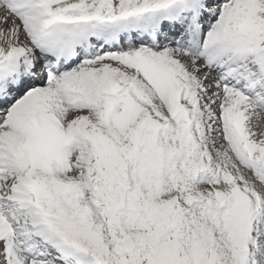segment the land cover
Listing matches in <instances>:
<instances>
[{
  "label": "snow or ice",
  "instance_id": "1",
  "mask_svg": "<svg viewBox=\"0 0 264 264\" xmlns=\"http://www.w3.org/2000/svg\"><path fill=\"white\" fill-rule=\"evenodd\" d=\"M0 264H264V0H0Z\"/></svg>",
  "mask_w": 264,
  "mask_h": 264
}]
</instances>
